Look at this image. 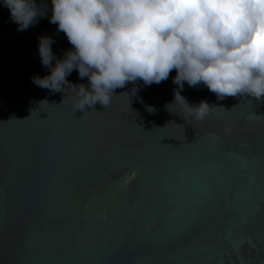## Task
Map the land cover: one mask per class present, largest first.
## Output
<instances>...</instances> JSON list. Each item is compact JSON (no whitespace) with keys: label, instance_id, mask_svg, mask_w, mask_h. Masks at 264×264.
Returning <instances> with one entry per match:
<instances>
[{"label":"water","instance_id":"95a60500","mask_svg":"<svg viewBox=\"0 0 264 264\" xmlns=\"http://www.w3.org/2000/svg\"><path fill=\"white\" fill-rule=\"evenodd\" d=\"M17 29L0 33V264H264V98L138 80L82 112L70 84L32 79L56 63L39 38L62 60L66 35Z\"/></svg>","mask_w":264,"mask_h":264},{"label":"clouds","instance_id":"9594fccd","mask_svg":"<svg viewBox=\"0 0 264 264\" xmlns=\"http://www.w3.org/2000/svg\"><path fill=\"white\" fill-rule=\"evenodd\" d=\"M3 4L18 31L46 14L35 0ZM50 23L73 50L56 59L54 40L40 37L42 65L56 63L33 83L51 92L70 84L76 110L106 108L116 89L138 80L159 84L173 70L181 89L186 82L206 85L218 99L264 98V0H51ZM74 69L87 87L67 80ZM182 107L196 121L221 116L206 101L190 106L182 97Z\"/></svg>","mask_w":264,"mask_h":264},{"label":"crops","instance_id":"0c3cea01","mask_svg":"<svg viewBox=\"0 0 264 264\" xmlns=\"http://www.w3.org/2000/svg\"><path fill=\"white\" fill-rule=\"evenodd\" d=\"M37 3L38 7L40 8L41 11L45 12V16L43 17H38L37 22L38 24L34 25L33 28L38 27V26H49L50 28L54 29L56 25L50 23V16H51V0H35ZM4 6L3 0H0V19L3 18V22L0 24V28L4 24V19L6 16L10 15V11L7 13H1V8ZM32 28V29H33Z\"/></svg>","mask_w":264,"mask_h":264},{"label":"trees","instance_id":"16d2710c","mask_svg":"<svg viewBox=\"0 0 264 264\" xmlns=\"http://www.w3.org/2000/svg\"><path fill=\"white\" fill-rule=\"evenodd\" d=\"M10 25H17L16 23L12 22L10 20V15L6 16L5 19H4V24L3 26L0 28V33L3 32L8 26ZM176 75V72L175 70H173L169 76V80L171 83H174L173 80H174V77Z\"/></svg>","mask_w":264,"mask_h":264},{"label":"rangeland","instance_id":"374dc122","mask_svg":"<svg viewBox=\"0 0 264 264\" xmlns=\"http://www.w3.org/2000/svg\"><path fill=\"white\" fill-rule=\"evenodd\" d=\"M8 11H9V9H8L7 7H5V6H3V7L1 8V13H7ZM2 22H3V18L0 19V24H1ZM38 23H39V22L35 23L34 25H36V24H38ZM34 25L30 26L26 31H27V32H30V31L32 30V28H33ZM53 32H54V34H56V33L58 32V26H57V25L54 27ZM169 76H170V75H169ZM168 79H169V77H168Z\"/></svg>","mask_w":264,"mask_h":264},{"label":"snow or ice","instance_id":"6c2138e0","mask_svg":"<svg viewBox=\"0 0 264 264\" xmlns=\"http://www.w3.org/2000/svg\"><path fill=\"white\" fill-rule=\"evenodd\" d=\"M245 243H247V244H249V245L251 246V242H250V241H243V242L240 244L239 248L237 249L238 252H239L240 250H242L243 245H244ZM241 258H242V257H241ZM221 264H222V262H221Z\"/></svg>","mask_w":264,"mask_h":264},{"label":"flooded vegetation","instance_id":"af4514ba","mask_svg":"<svg viewBox=\"0 0 264 264\" xmlns=\"http://www.w3.org/2000/svg\"><path fill=\"white\" fill-rule=\"evenodd\" d=\"M53 30V29H52Z\"/></svg>","mask_w":264,"mask_h":264}]
</instances>
